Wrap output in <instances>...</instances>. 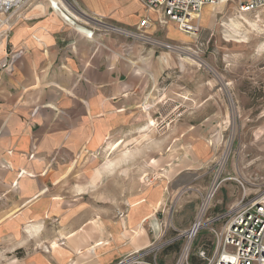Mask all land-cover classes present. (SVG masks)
<instances>
[{
    "label": "crops",
    "instance_id": "0c3cea01",
    "mask_svg": "<svg viewBox=\"0 0 264 264\" xmlns=\"http://www.w3.org/2000/svg\"><path fill=\"white\" fill-rule=\"evenodd\" d=\"M73 3L86 32L40 3L0 34V264H114L157 241L163 189L129 200L123 215H98L66 198L64 179L109 137L142 126L150 81L171 57L156 60L149 42L126 32L161 15L139 0ZM174 25L151 21L145 32L171 42L182 37ZM54 221L56 230L43 229ZM40 241L47 252L34 248Z\"/></svg>",
    "mask_w": 264,
    "mask_h": 264
},
{
    "label": "rangeland",
    "instance_id": "374dc122",
    "mask_svg": "<svg viewBox=\"0 0 264 264\" xmlns=\"http://www.w3.org/2000/svg\"><path fill=\"white\" fill-rule=\"evenodd\" d=\"M40 3L84 30L74 20L87 19L73 0H29L14 12H0V34H8L26 8ZM148 18L161 24L151 14ZM196 24L190 35L174 25L182 37L171 43L182 51L146 45L156 50V60L168 52L171 61L155 86L150 81L142 126L109 137L100 149L73 162L64 179L66 198L80 199L83 209L98 215L120 216L129 200L163 189L153 227L157 241L144 251L150 264H177L189 240L182 264H206L214 249L211 228L225 222L213 219L264 189V7L241 14L235 0H221L203 5ZM209 192L203 224L189 239L182 234L195 225ZM56 227L55 221L43 224L44 230ZM51 241L57 246L63 240ZM47 247V241L34 246L44 252ZM200 248L206 259L198 256Z\"/></svg>",
    "mask_w": 264,
    "mask_h": 264
},
{
    "label": "built area",
    "instance_id": "2783aa9c",
    "mask_svg": "<svg viewBox=\"0 0 264 264\" xmlns=\"http://www.w3.org/2000/svg\"><path fill=\"white\" fill-rule=\"evenodd\" d=\"M28 1L0 0V12H14L22 8ZM139 1L146 11L159 13L161 23H173L180 31L190 35L196 30L197 15L202 6L215 5L221 0ZM235 1L237 11L241 14L256 12L264 7V0ZM150 23L151 21L147 16L143 17L138 22L136 33H127L129 35L134 34L140 40L155 43L169 51L181 48L174 43L155 40L148 36L145 29L150 26ZM222 218H225L222 226L211 228L214 249L213 255L207 259L206 264H264V189L252 199L220 214L213 220L220 221ZM197 254L201 259H206L204 249L200 248ZM143 258L144 252H137L120 258L114 264H150Z\"/></svg>",
    "mask_w": 264,
    "mask_h": 264
},
{
    "label": "bare ground",
    "instance_id": "6f19581e",
    "mask_svg": "<svg viewBox=\"0 0 264 264\" xmlns=\"http://www.w3.org/2000/svg\"><path fill=\"white\" fill-rule=\"evenodd\" d=\"M208 6H213V5H208ZM183 49L184 48H180V49L175 50V51H182ZM211 196H212V192H209V194L207 195V197L205 199V202L202 204V208L200 209L199 217H198V219H197V221L195 223L194 229L191 231V233H189V232L187 233V236L190 234V236L188 237L189 239H191L194 236V233L196 232V230L199 229L202 226L203 223H202V220H201L200 216L204 212V210L206 208V203L209 201ZM189 241H187V243L185 244L184 248L182 249L183 252H181L182 254H180L181 256L179 257L177 264H182L186 260V257L188 256V251H189V244H190Z\"/></svg>",
    "mask_w": 264,
    "mask_h": 264
},
{
    "label": "water",
    "instance_id": "95a60500",
    "mask_svg": "<svg viewBox=\"0 0 264 264\" xmlns=\"http://www.w3.org/2000/svg\"><path fill=\"white\" fill-rule=\"evenodd\" d=\"M194 227H195V226H193V227H192L191 229H189V230L184 231L182 235H184V234L187 235L188 232L191 233V231L194 229ZM189 236H190V234H189Z\"/></svg>",
    "mask_w": 264,
    "mask_h": 264
}]
</instances>
